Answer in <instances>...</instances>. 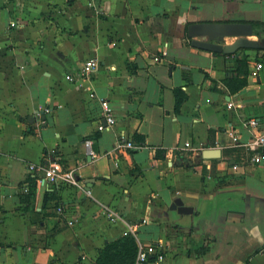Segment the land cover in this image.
<instances>
[{
  "label": "crops",
  "instance_id": "obj_1",
  "mask_svg": "<svg viewBox=\"0 0 264 264\" xmlns=\"http://www.w3.org/2000/svg\"><path fill=\"white\" fill-rule=\"evenodd\" d=\"M199 23H264V0H0V264H98L127 234L162 264H264V152L231 136L264 132V50L234 54L249 75L232 93L234 55L192 47ZM52 164L80 187L47 181L27 209L30 166Z\"/></svg>",
  "mask_w": 264,
  "mask_h": 264
},
{
  "label": "built area",
  "instance_id": "obj_2",
  "mask_svg": "<svg viewBox=\"0 0 264 264\" xmlns=\"http://www.w3.org/2000/svg\"><path fill=\"white\" fill-rule=\"evenodd\" d=\"M11 26L16 27V24L12 23ZM155 61L159 62L160 59L156 57ZM98 69H99V63L97 61L95 60L87 61L83 65L81 71L78 73L79 80L91 79L94 76V74L98 71ZM260 70H261V65L258 64L255 71H253L251 75L257 76ZM67 80L73 81V77L68 76ZM228 106L229 108H233L234 104L230 103ZM101 107L105 114L106 123L104 125H100L98 127V131L105 132L106 130L115 126L116 120L113 116V111L110 107V103L107 100H101ZM48 111L49 110H47V112ZM249 126L254 130H257L258 122L256 120H251L249 121ZM231 136L233 143L236 146L240 145L256 154L264 152V132H255L251 140L245 144H239L238 136L236 135H231ZM85 145L88 151L90 152V155L94 156V153L91 149L92 142L88 140L86 141ZM126 147L131 149L135 148L131 142H127ZM185 149L193 150V146L190 143H187L185 145ZM30 171L36 175L35 178L36 188L43 186L47 181L80 187V182L77 180L75 174L73 172L65 173L58 164H52L50 166L31 165ZM28 192H29V187L27 185L21 188V193L27 194ZM57 212L58 214H62L63 208L59 207L57 209ZM144 223H146V221H144ZM70 225H72V223H70ZM164 261H165V255L163 253V250L155 245H149L147 247L140 246L135 264H162Z\"/></svg>",
  "mask_w": 264,
  "mask_h": 264
},
{
  "label": "water",
  "instance_id": "obj_3",
  "mask_svg": "<svg viewBox=\"0 0 264 264\" xmlns=\"http://www.w3.org/2000/svg\"><path fill=\"white\" fill-rule=\"evenodd\" d=\"M253 35L254 29L249 23H199L187 28V37L192 47L225 55H234L240 49L264 50V39L252 41L249 38ZM226 38H236L237 41L233 45H225ZM219 155V150H206L202 153L203 158H216ZM173 209L179 213L193 212V209L182 205V201H176Z\"/></svg>",
  "mask_w": 264,
  "mask_h": 264
},
{
  "label": "trees",
  "instance_id": "obj_4",
  "mask_svg": "<svg viewBox=\"0 0 264 264\" xmlns=\"http://www.w3.org/2000/svg\"><path fill=\"white\" fill-rule=\"evenodd\" d=\"M254 29V35L260 39H264V23H251ZM228 63L230 64L231 71L228 77L225 79V84L232 93H238L248 85L247 77L249 75V64L247 58H241L238 54L228 56ZM233 58V60H230ZM239 65L244 67L245 70H241V76L243 78L234 76L232 73V67ZM185 101V96L180 95V91L176 90V112H180L181 107ZM140 140V139H139ZM29 192L24 194L23 201L27 205V209L34 208L33 202L36 195V185L33 179L28 185ZM138 243L133 235L127 234L117 241L109 243L105 249L100 253L98 264H135L138 254Z\"/></svg>",
  "mask_w": 264,
  "mask_h": 264
}]
</instances>
